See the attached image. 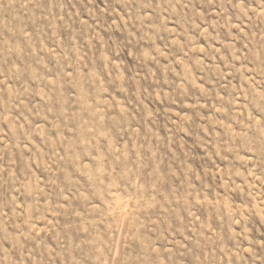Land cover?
I'll use <instances>...</instances> for the list:
<instances>
[{"label": "rangeland", "instance_id": "374dc122", "mask_svg": "<svg viewBox=\"0 0 264 264\" xmlns=\"http://www.w3.org/2000/svg\"><path fill=\"white\" fill-rule=\"evenodd\" d=\"M0 264H264V0H0Z\"/></svg>", "mask_w": 264, "mask_h": 264}]
</instances>
